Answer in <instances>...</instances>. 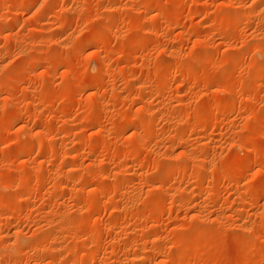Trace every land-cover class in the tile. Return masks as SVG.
Returning a JSON list of instances; mask_svg holds the SVG:
<instances>
[{
  "label": "rangeland",
  "instance_id": "rangeland-1",
  "mask_svg": "<svg viewBox=\"0 0 264 264\" xmlns=\"http://www.w3.org/2000/svg\"><path fill=\"white\" fill-rule=\"evenodd\" d=\"M0 264H264V0H0Z\"/></svg>",
  "mask_w": 264,
  "mask_h": 264
},
{
  "label": "bare ground",
  "instance_id": "bare-ground-1",
  "mask_svg": "<svg viewBox=\"0 0 264 264\" xmlns=\"http://www.w3.org/2000/svg\"><path fill=\"white\" fill-rule=\"evenodd\" d=\"M100 66H101V65H100ZM100 66H99V67H100Z\"/></svg>",
  "mask_w": 264,
  "mask_h": 264
}]
</instances>
